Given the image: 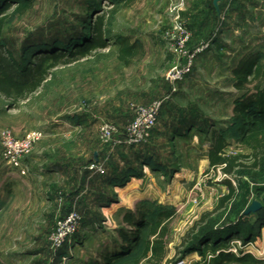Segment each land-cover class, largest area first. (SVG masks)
<instances>
[{"label":"rangeland","instance_id":"1","mask_svg":"<svg viewBox=\"0 0 264 264\" xmlns=\"http://www.w3.org/2000/svg\"><path fill=\"white\" fill-rule=\"evenodd\" d=\"M9 1L0 0V50L26 67L50 56H62V64L53 68L47 59L49 76L38 88L0 78V264H115L140 253L158 221L167 227L163 264H212L243 239L207 243L188 254L191 237L241 220L254 228L253 244L264 248L261 222L244 217L253 202L264 205V165L256 170L251 162L229 176L207 160L214 132L229 143L228 156L248 154L235 119L246 91L235 87L233 72L250 57L264 67V0H227L220 16L213 0H31L24 15ZM98 34L107 48L94 45ZM120 38L143 47L130 66L118 59ZM199 50L192 70L171 84V74ZM248 90V96L257 93L254 85ZM167 96L146 144L113 151L104 143L103 125L123 135L132 106ZM36 130L45 137L29 155L37 146L56 149L54 156L76 153L85 163L82 177L37 184L17 179L3 161L2 136ZM68 136L75 145L50 141ZM95 154L103 158V174L88 171ZM229 184L235 195L221 209ZM74 210L79 229L55 247L57 222Z\"/></svg>","mask_w":264,"mask_h":264},{"label":"trees","instance_id":"2","mask_svg":"<svg viewBox=\"0 0 264 264\" xmlns=\"http://www.w3.org/2000/svg\"><path fill=\"white\" fill-rule=\"evenodd\" d=\"M10 1L18 6L16 12L19 15H24L32 8L31 0ZM95 41L97 42L94 43V45L99 48L108 47V44L103 41L100 34L96 36ZM118 43L120 46L118 59L125 64V66H130L134 60L141 57L143 47L140 43H133L126 38H120ZM61 58L62 56H50L38 64H32L26 67L18 62L10 52L7 53L4 52V50H0V78L10 80L16 85H34L38 88L47 81L49 76V71L44 68L47 59H53L55 63L52 64V67L55 68L62 64ZM78 60L79 59H76L74 62ZM233 74L235 76V87L238 90L246 91L242 98L236 102L235 119L242 125L240 128L242 133L240 141L243 148L248 151V154L228 156L226 152L229 143L220 132L213 133L208 153L210 167L214 170L220 169L225 175L229 176L234 175L235 171L238 169L250 167L248 163L251 162V167L256 170L261 169L264 165V67L259 62L258 57H250L242 61L234 70ZM252 85L255 86L257 93L253 96H248V89ZM228 186L229 194L222 198L220 205L221 209L224 208L235 195V189L230 184ZM253 215H255L257 221L261 222V227L263 228L264 205L261 211ZM162 216L169 217V215ZM125 220L131 225L135 223L134 216L132 215L127 216ZM166 235L167 227L162 226V221H158L151 228L150 236L144 242L139 251L140 253L135 254L131 259L125 261H121L119 258L115 264H128L131 260L134 264H141L143 260H146L145 264H163L166 260ZM235 237L243 239V243L245 244L254 242L256 239L254 228L241 220L227 229L207 232L196 240L191 237V246L187 250V253L191 254L197 251L200 246L207 243H224ZM122 238L125 241H130L125 234H122ZM212 264H263V262L252 255L236 256L232 253L222 251Z\"/></svg>","mask_w":264,"mask_h":264},{"label":"built area","instance_id":"3","mask_svg":"<svg viewBox=\"0 0 264 264\" xmlns=\"http://www.w3.org/2000/svg\"><path fill=\"white\" fill-rule=\"evenodd\" d=\"M203 50L196 51L188 60V63L169 77L170 83L182 80L184 74L192 70L193 60ZM171 99V96L163 100L156 101L149 106H132V120L126 128L123 135H116L117 128L112 124H105L101 129V136L104 143L112 145L113 151L116 147H139L148 142L152 132L156 129L165 103ZM45 134L41 130L32 131L24 136H15L12 132H5L2 136V158L6 165L18 171L21 175H27L28 169L24 166V159L31 153L34 146L44 139ZM88 171L91 174H103L105 164L103 162H93ZM81 217L77 211H72L68 216L57 222L56 228L51 236L53 245L60 247L69 237H71L80 226ZM238 245L229 253L236 256L252 255L261 260L264 264V248L259 249L253 242H237L232 246Z\"/></svg>","mask_w":264,"mask_h":264},{"label":"crops","instance_id":"4","mask_svg":"<svg viewBox=\"0 0 264 264\" xmlns=\"http://www.w3.org/2000/svg\"><path fill=\"white\" fill-rule=\"evenodd\" d=\"M68 127L71 126L69 125ZM50 141L51 143L52 141H54L53 144L58 145L60 147L64 145H72V143L75 145L77 142V140L71 138V136H68L66 138L57 137ZM45 148L47 147L45 146ZM42 149L43 148L41 146H37L34 152L24 159L23 163L24 166L28 169V175L21 176L19 172L15 170L16 175L18 176L17 179L19 181L22 180L23 184H29L32 182H34L35 184L47 183L48 180H54L56 178L67 179V177L72 178L75 175H77L76 178L78 176L82 177V170L85 165L82 157L76 155V153L69 155V153L62 152H59L58 156H54L52 155V153L53 151H56V149H48L46 152H42ZM102 159L103 158L101 155L99 157L97 154H95L94 162H102ZM207 160L210 166L209 157H207ZM44 180L45 182H43Z\"/></svg>","mask_w":264,"mask_h":264},{"label":"water","instance_id":"5","mask_svg":"<svg viewBox=\"0 0 264 264\" xmlns=\"http://www.w3.org/2000/svg\"><path fill=\"white\" fill-rule=\"evenodd\" d=\"M227 0H213V6L214 8L216 9L218 15L220 16L221 14V11H220V4L225 2ZM263 209V205L258 202V201H255L251 204V206L244 212V216H250V215H253V214H256L258 213L259 211H261Z\"/></svg>","mask_w":264,"mask_h":264}]
</instances>
